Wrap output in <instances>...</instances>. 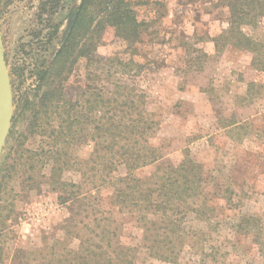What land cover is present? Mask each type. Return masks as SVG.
<instances>
[{
  "label": "rangeland",
  "instance_id": "374dc122",
  "mask_svg": "<svg viewBox=\"0 0 264 264\" xmlns=\"http://www.w3.org/2000/svg\"><path fill=\"white\" fill-rule=\"evenodd\" d=\"M79 2L0 0L1 52L13 100L11 126L0 156L1 264H10L13 252L21 257L30 251L37 262L48 264L63 253L61 247L76 249L79 241L68 243L61 231L71 215L69 200L64 198L75 197H89L105 216L110 213L120 226L119 244L136 248L133 264H264V228L258 247L235 227L240 217L249 214L264 225V71L251 65L247 51L227 46L220 54L215 52L211 38L227 28L228 17L219 0H132L138 19L144 22L141 41L136 51L123 54L132 59L131 64L105 85L107 95L115 83L126 86L136 100L142 95L145 110L159 122L151 143L163 148L170 160L181 159L186 147L219 182L232 177L238 188L240 201L233 211L220 208L222 199L215 200L217 210L211 222H218L217 227L186 221L196 236L182 238L177 262L149 255L141 245L142 229L132 215L118 216V209L109 205V188L102 190L97 203L99 160L92 152L89 121L99 112L87 110L84 91L90 92L94 84L87 75L86 59H79L65 84L66 97L81 100L88 118L76 143L58 140L50 132L29 130L28 113L14 124L16 102L30 98L37 89L38 74L52 61L67 15ZM242 31L263 45L264 57V14L244 24ZM120 48L112 29H107L97 53L113 55ZM199 52L207 54L200 68L187 70L186 61ZM225 122H236L237 127L222 128L220 123ZM64 162L68 165L63 168ZM152 168L135 174L147 175ZM124 173L120 165L115 175ZM87 211L83 220L93 227L95 211Z\"/></svg>",
  "mask_w": 264,
  "mask_h": 264
},
{
  "label": "trees",
  "instance_id": "16d2710c",
  "mask_svg": "<svg viewBox=\"0 0 264 264\" xmlns=\"http://www.w3.org/2000/svg\"><path fill=\"white\" fill-rule=\"evenodd\" d=\"M219 1L227 9L228 17L227 28L211 38L215 52L220 54L227 46L247 51L252 56L251 65L264 71L263 45L242 31L244 24L264 14V0ZM132 6V0H80L67 15L66 27L52 61L38 74L40 83L37 89L30 98L16 102L13 120L15 124L28 113L29 130L50 132L58 140L76 143L88 118L81 100L71 101L66 97L65 84L79 59H86L87 75L92 77L94 84L92 88L85 85L91 90L84 91L88 96L85 100L87 110L99 112L89 121L93 125L92 152L99 160L97 203L102 200V190L109 188L106 195L109 205L118 209V216L125 212L132 215L131 218L142 229L141 245L149 255L175 263L182 248V238L196 236V232L185 226L186 221L193 219L206 226L217 227L218 222L214 225L211 222L217 210L215 200L222 199L224 203L220 208L233 211L238 207L240 196L232 177L225 183L219 182L201 162L196 161L188 148H183L181 159L173 161L163 148L151 143L159 122L145 110L142 95L136 100L126 86L117 83L110 94L105 92L109 88L106 83L122 74V70L132 62L123 54L136 51L135 46L141 41L144 22L138 19ZM107 29H112L122 48L113 55L101 56L97 48L102 44ZM199 53L196 58L190 57L186 61L187 70L200 68L201 59L207 54ZM220 126L237 127V123L225 122ZM67 165L68 162L62 163L63 168ZM120 165L125 173L116 176ZM59 166L52 170H58ZM149 166L153 167L149 174H135ZM67 200L71 215L63 223L61 231L68 243L77 239L79 244L76 249L61 247L63 253L57 254L48 264L134 263L136 248L119 244L120 226L114 224L109 212L105 216L107 213L99 204H92L89 197L64 198ZM75 205L78 207L76 212ZM88 209L95 211L93 227L82 217ZM235 227L258 247L262 244L260 237L264 225L257 216L244 215ZM19 256L13 252L10 264H42L37 262L34 254L31 256L30 251ZM2 262L3 248L0 246V264Z\"/></svg>",
  "mask_w": 264,
  "mask_h": 264
},
{
  "label": "water",
  "instance_id": "95a60500",
  "mask_svg": "<svg viewBox=\"0 0 264 264\" xmlns=\"http://www.w3.org/2000/svg\"><path fill=\"white\" fill-rule=\"evenodd\" d=\"M12 115V89L7 65L1 52L0 35V156L10 130Z\"/></svg>",
  "mask_w": 264,
  "mask_h": 264
}]
</instances>
